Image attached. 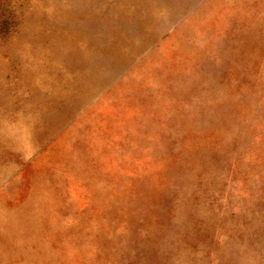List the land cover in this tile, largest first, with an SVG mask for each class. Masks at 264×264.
I'll use <instances>...</instances> for the list:
<instances>
[{
  "label": "rangeland",
  "instance_id": "rangeland-1",
  "mask_svg": "<svg viewBox=\"0 0 264 264\" xmlns=\"http://www.w3.org/2000/svg\"><path fill=\"white\" fill-rule=\"evenodd\" d=\"M0 264H264V0H0Z\"/></svg>",
  "mask_w": 264,
  "mask_h": 264
}]
</instances>
